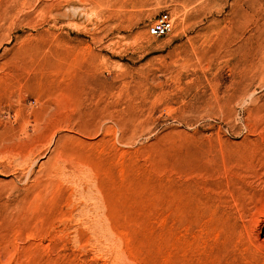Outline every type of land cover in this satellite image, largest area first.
Listing matches in <instances>:
<instances>
[{
	"label": "rangeland",
	"instance_id": "1",
	"mask_svg": "<svg viewBox=\"0 0 264 264\" xmlns=\"http://www.w3.org/2000/svg\"><path fill=\"white\" fill-rule=\"evenodd\" d=\"M235 262L264 264V0H0V264Z\"/></svg>",
	"mask_w": 264,
	"mask_h": 264
},
{
	"label": "built area",
	"instance_id": "2",
	"mask_svg": "<svg viewBox=\"0 0 264 264\" xmlns=\"http://www.w3.org/2000/svg\"><path fill=\"white\" fill-rule=\"evenodd\" d=\"M172 20L168 13L157 15L151 25H148L147 31L150 35L163 36L170 31Z\"/></svg>",
	"mask_w": 264,
	"mask_h": 264
},
{
	"label": "bare ground",
	"instance_id": "3",
	"mask_svg": "<svg viewBox=\"0 0 264 264\" xmlns=\"http://www.w3.org/2000/svg\"><path fill=\"white\" fill-rule=\"evenodd\" d=\"M81 9H82V8H81ZM161 13H167V12L162 11V12H160L159 14H161ZM159 14H158V15H159ZM169 16H170V15H169ZM170 18H171V17H170ZM171 20H172V19H171ZM152 22H153V21H152ZM152 22H151V24H152ZM172 23H173V22H172ZM151 24H150V25H151ZM171 28H172V27H171ZM170 30H171V29H170ZM166 34H167V33H166ZM166 34H165V35H166ZM152 36H154V35H152ZM163 36H164V35H163ZM156 37H160V36H156ZM255 221H256V220H255ZM257 221H258V220H257ZM257 221H256V222H257ZM254 223H255V222H254ZM252 225H253V224H252ZM254 225H257V224H254ZM252 228H253V227H252ZM248 229H249V228H248ZM245 230H246V229H245ZM245 230H244V231H245ZM246 232H247V230H246ZM248 234H249V233H248ZM246 235H247V233H246ZM249 235H250V234H249ZM249 235H247V237H248ZM242 236L244 237L245 234H244V235L242 234ZM244 239H246V237H245ZM247 239L249 240V238H247ZM249 241H250V240H249ZM242 242H243V241H242ZM251 242H252V241H250V243H251ZM253 243H254V242H253ZM256 243H257V242H256ZM243 244H244V242H243ZM260 244H261V243H260ZM254 245H255V244H254ZM254 245H252V246H254ZM257 245H258V244H257ZM255 248L257 249L258 247L255 246ZM253 249H254V248H253ZM244 250H245V249H244ZM247 250H250V251H251V249H249V248H248ZM258 250H259V248H258ZM252 251H253V250H252ZM245 252H246V251H245ZM248 253H249V252H247V254H248ZM252 254L255 255L254 253H252ZM248 257H249V256H248ZM251 257H253V256L251 255ZM257 258H258V257H257ZM254 260H255V258H254ZM256 260H257V259H256ZM218 261H219V260H218ZM233 262H234V261H233ZM236 262H237V261H236ZM236 262H235V263H236ZM232 264H233V263H232ZM236 264H237V263H236Z\"/></svg>",
	"mask_w": 264,
	"mask_h": 264
}]
</instances>
